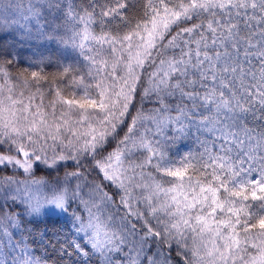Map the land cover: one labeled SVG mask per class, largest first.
I'll use <instances>...</instances> for the list:
<instances>
[{
    "label": "snow or ice",
    "instance_id": "1",
    "mask_svg": "<svg viewBox=\"0 0 264 264\" xmlns=\"http://www.w3.org/2000/svg\"><path fill=\"white\" fill-rule=\"evenodd\" d=\"M0 264H264V0H0Z\"/></svg>",
    "mask_w": 264,
    "mask_h": 264
},
{
    "label": "trees",
    "instance_id": "2",
    "mask_svg": "<svg viewBox=\"0 0 264 264\" xmlns=\"http://www.w3.org/2000/svg\"><path fill=\"white\" fill-rule=\"evenodd\" d=\"M36 52L37 49L31 45L18 46L17 54L13 57L15 71L19 73L25 68H28L29 71L42 70L51 79L52 75L58 70V65L74 64L78 59L71 49H58L55 45L45 44L39 48V53L45 58V63L40 64L38 60L33 62ZM49 57L51 58V63L48 62ZM43 227L44 225H39L37 231L42 230ZM49 254H51V249H49Z\"/></svg>",
    "mask_w": 264,
    "mask_h": 264
}]
</instances>
